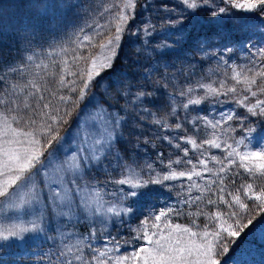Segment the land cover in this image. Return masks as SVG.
Instances as JSON below:
<instances>
[{
    "label": "rangeland",
    "instance_id": "rangeland-1",
    "mask_svg": "<svg viewBox=\"0 0 264 264\" xmlns=\"http://www.w3.org/2000/svg\"><path fill=\"white\" fill-rule=\"evenodd\" d=\"M34 1L35 3H38V0ZM147 1H156L155 4H159L160 2H169L173 4L181 3V0ZM86 2H88V7L91 6L95 11H97L98 16L95 17L93 14L83 15L79 13L76 8H81V5ZM125 2L126 0H45L47 7H53L57 9L58 12L54 13L49 11L47 10L48 8H40L36 10L35 12L38 15H42L44 19H47V21H36L35 26H33L32 24L34 20L30 18L28 14V12L33 9L30 5L26 3L23 4L22 0H0V20L3 15H9V19L0 21V32H4V35L0 37V42L2 47L13 48L14 46L12 43L14 42V38L10 35L9 29L11 31L18 30L22 34L29 35L28 29L35 28V30H38L39 34L35 36L36 38L31 37L26 39L22 46L30 47V49L31 47H34L32 52L42 50L45 57L49 58L50 54L54 56L57 52H59L60 47H67L65 42L67 40L72 41V36L78 37V41H84L83 38L85 34L92 31H100L101 28L110 30L104 34L98 42V45L106 44L107 39L115 34V27L119 22V15L123 12V14L129 16L130 18L128 22L123 25L124 31L121 33V40L117 45V53L124 40H129L133 46L137 45L136 47L148 46L149 42L153 41L154 37L157 36L156 32L150 28H145L143 33L139 30V28L137 31L134 30L130 32L127 29L129 21H140L131 19V15H133L135 8H125ZM134 2L137 3L135 0ZM137 4H141V2H138ZM135 7L138 6L135 4ZM137 9L139 11V8ZM60 12H63L65 15L71 14L68 22H63L64 17ZM232 12L233 16L229 17V19L235 20L237 17L242 19L245 22L243 30L229 33L228 29L219 28L217 26L215 31L219 34H214L212 30L213 26L209 25L207 22L209 19L213 18H211L210 15L205 16L200 11L198 12V18L201 19L200 22L205 27L204 34L200 36L201 41L196 43L195 46L190 43L188 45H184V47H216L215 49L218 50V54H220L219 51L227 53L226 61L223 63V65H225L224 71L219 75L220 83L218 93L223 92V94H225L224 92L228 88L226 84H233L235 81L239 80L243 72H246L244 74L245 77H249L250 73L260 67V64L264 61V55L260 54L261 50H264V20L252 13H245L236 9H232ZM205 14L208 13L205 12ZM170 15L175 17L177 12H172ZM220 19H225V17L222 16ZM179 20L180 19L177 21ZM28 24L31 25L27 26ZM80 28L84 29V31H79ZM172 28L173 26L171 29ZM22 34L18 36L20 40L24 37ZM210 41H212L213 44H208ZM141 42H144L143 46L141 45ZM115 43L116 42H114V44ZM161 44H168L171 45V47H176L172 39L160 42V45ZM158 50H161V48L151 47V51L154 53ZM11 53L16 54L17 52L11 51ZM108 55H111L110 48L100 47L99 51L94 52V54H91L87 58L86 68L91 62L90 58L102 59ZM116 58L117 55L114 57V60ZM178 61L180 62V60ZM40 62H43V60H40ZM155 62L157 66L167 68L166 64H161L163 63L162 60L155 58ZM174 63H176V60L171 61V65ZM80 65L81 63L78 66L75 65L74 69H78ZM66 67L70 69L73 68L71 64L66 65L64 68ZM15 68L16 60L12 56L3 66V70L7 74L6 77L11 79L13 77L11 73L15 71ZM25 68H30V66ZM131 69L135 70L136 67L133 65ZM151 71V67L146 68L142 81H139L138 83L127 78L122 72L112 74L108 80H103L101 76L97 77L96 81L97 79H100L101 88L106 92H110L108 91L110 83H115L112 89L119 93V96L117 97L116 95L115 97L120 100V103H104L101 100V96L97 92L91 93L87 91L85 99L81 103L80 107L77 108L79 110H77L70 123L68 132L63 135L65 139L61 142L62 147L58 152L59 158L63 159L65 152H69V154H71L69 150H75L76 148L81 147V141L85 138V136L91 135L95 137L102 133L103 120L98 115L99 108L101 106L109 107L110 111L119 112L120 109H125L129 102H132L136 105H140L141 110L148 111L146 110L145 105H147L150 101H158V98H155L151 91L153 92L155 89L157 90L160 87L170 91L171 89H166L160 86L159 81H157L158 83L153 86L147 85L146 81L149 79V73ZM124 72L128 74V70H124ZM206 74H211V72H204L203 77ZM162 77L165 80L171 81H174L175 77H179L182 79L179 80L180 84H182L184 80L187 81L183 75L178 76V71L175 69L169 71L168 73H163ZM197 79L196 83H198L200 78ZM244 79L245 78H243V80ZM157 80H159V78ZM130 85L132 87H130ZM190 85L192 88L193 86L191 83ZM246 86L249 87L247 84ZM208 88L209 87L206 89ZM27 91L28 93L33 94V89L29 90L27 87ZM140 91L150 92L151 95L145 96L142 99H136V95ZM242 92L244 93V91ZM212 94L213 92L209 90L206 92L205 97ZM31 96L32 95H28L23 98L24 102L26 100L28 102L26 105L24 103V109L26 106L33 103ZM52 98L53 96L51 97V100ZM201 99H203V97H201ZM225 100L227 101V99ZM244 101H247V99L245 97H240V102ZM170 102L172 104V101ZM185 104L186 103H184V105ZM172 106V109L174 108L175 110L183 109L186 111L189 109L188 107L175 108L176 106ZM129 111L130 113L135 111L133 105ZM230 113H228V111H220L217 115L218 123L228 120L229 116L232 115ZM197 116L205 118V116L202 115ZM5 121H7V123L12 127L19 129L12 119L9 117L7 118L4 114L0 113V146L4 145L6 139L11 138L10 136L6 137L4 135ZM227 129L228 128H226L225 125L221 124L219 127H215L213 133L211 132L213 136L211 135L212 139L210 138V141L219 144V148L209 146L210 144L207 142H201L194 136L191 138V141L195 142V144L191 143L194 148L193 156L196 159V166L192 172V178L198 181V184L195 186L197 194H193L191 190L188 189V186L191 184L190 180L192 179H189L190 176L187 172H185V179L187 182L185 190H188V193L183 191L179 194L178 198H169L168 195H174V191L172 187L168 185L160 186L158 189L159 192H153V194H146V192L137 189L138 195L136 197H131L124 201L125 206L132 208V212L127 215H122L120 218L111 217L104 223L101 222L100 218H95V223H93L94 218L91 217L90 213L86 214L83 211L77 213L76 204H79L80 202L81 190L85 189V185H88L90 190L94 191L96 188H99L105 194H112L105 195V199L112 200L114 199V196L119 195L121 187H123L125 191L130 190L127 185L121 186L113 181L123 179L126 175L133 180L141 179L138 174V170L134 167V165L130 164L128 160H124V167H119L117 170V162L114 158V154L108 155L107 159L100 167H93L92 169L87 170L82 179H80V174L78 173L77 180L79 183V189L71 183L67 185V189L70 190V198L74 201L72 204L70 220L56 214L61 211L66 212L67 206L58 207L55 209V212L49 208L44 212V220L41 223L37 219L41 215V212L37 211L36 207L21 204L19 207L12 208L9 206V202L13 199L11 195L7 199L0 198V232H3L6 235V229L11 227L13 224L31 229L33 221L41 223V227L44 229L43 231L37 230L24 233L23 238H9L8 240L0 239V264H53L54 262H56L54 264H58L56 257L61 251L66 252L65 245H75L77 240L84 239L85 237H89V239L84 242L86 244H91V246L97 250V254L99 251L111 249V251L107 252V256L104 259L106 264H114L117 257L131 256L133 252L139 251L141 247L151 246L148 245L147 241L143 238L145 232H147L153 239L159 238V235H153L154 233L167 235L170 229L165 227L166 224L172 225L173 227L175 225H180L181 228H189L193 232L197 233H202L205 230H213L217 225L215 214H220L227 220L226 214L223 212L224 209L220 210L218 200H216V203H208L209 200L214 198V193H212V190L214 191L213 187L215 186L218 188V191H220L221 188L224 189L223 192L220 191V195L222 193L227 194L229 190L231 192H235L239 188L237 186L235 189L232 188V186L237 184L240 180L239 175L241 173H248L249 175L260 174V171L255 169L251 173L247 172L240 166L241 161L239 160V157L235 154L229 156V152L233 151V149L235 152H239L241 154L251 151H264V136H262L260 132L255 134L248 133L228 142L225 137ZM260 129H264V127ZM199 135L201 136V134ZM89 143L91 144V141ZM208 147H210V149H208ZM146 152L150 153V156L153 154L154 148L150 146V149L148 148ZM201 161H203V163H201ZM256 163H259V161H256ZM221 168H223L224 171H221ZM128 169L131 171H126ZM197 172L199 175L195 174ZM221 173L224 174L221 175ZM3 179L4 177H0V180ZM34 179L35 182L38 183L40 180L45 179V177L40 175ZM69 181H71V176H69ZM44 193H46L47 196L50 195L47 188H44ZM147 195L151 197V201H153V199H158L157 203L159 206L154 208L151 206L152 204L148 207L141 205V203L146 204L149 202V200L146 199V197H148ZM90 199H93V197H90ZM231 200L232 196H229L227 203ZM247 200L245 202H247ZM249 202L250 206L255 205L256 203L250 200ZM44 203H47V200H45ZM137 203H139L143 209H138L136 207ZM195 203L199 205L200 209H196ZM132 204L134 205L132 206ZM40 207H43V205ZM161 212H164L165 215L157 221L155 217L160 215ZM77 217H79V219H77ZM228 222L232 223L230 220ZM247 222L245 224H247ZM153 224H158L159 228L153 227ZM82 226L85 227L86 232H81ZM248 227L251 229L247 232V235L242 238L244 240L243 244L238 248V244H236L237 246L235 245V247L231 244L228 246L229 251L227 253H222L218 257L222 261V264H264V219L255 221V224H251ZM93 231H95V239H91L90 237V233ZM32 232H37V234L35 235ZM42 232H44L50 239L52 238L56 240V242L53 243L57 250L54 251V254L53 251H49V253L46 251L48 244L51 245L49 243L50 239L48 240V238H43ZM31 233L33 235H31ZM176 235H181V233H176ZM106 237L109 239L115 238L116 243L107 242ZM17 245H19L20 248L17 247ZM48 248H50V246H48ZM236 248L237 250L235 251ZM73 251H75V249H73ZM84 251L88 259H91V256L88 254V249L85 248ZM108 257H111V262H108ZM62 259H71V254H67L65 257H62ZM73 264H79V262L73 261ZM126 264H137V262L132 260L126 262Z\"/></svg>",
    "mask_w": 264,
    "mask_h": 264
},
{
    "label": "trees",
    "instance_id": "trees-1",
    "mask_svg": "<svg viewBox=\"0 0 264 264\" xmlns=\"http://www.w3.org/2000/svg\"><path fill=\"white\" fill-rule=\"evenodd\" d=\"M87 3L88 2L83 3L81 8H76L79 13L83 15L93 14L95 17L98 16L97 11L91 6L88 7ZM30 6L33 8L31 13H29V17L34 20L33 26H35L36 21H47L42 15H38L35 12L38 8H48L47 10L49 11L54 13L58 12L57 9L47 7L45 4H34ZM181 8L182 7H180V9ZM171 11H176V8L172 7L169 11H165L164 7L160 6L157 22L161 20V22L169 28H171L173 24L176 25V21L169 16ZM147 12L148 9L145 10V8H142V13L148 14ZM60 13L64 17L65 14L63 12ZM139 13L140 12L135 9L133 15H131L132 20L136 19L140 21L135 23H141V21L146 18L144 16L143 18L137 16ZM148 16L150 17V15ZM70 17L71 14L66 15V17L63 18V22H68ZM191 18L192 15L190 14L189 20ZM6 19H9V15H3L0 21ZM30 25L28 24L27 26ZM186 26L188 28L193 27L189 23ZM179 30H181V32L184 31L183 27L179 25V27L176 26L171 32L178 34ZM79 31H84V29L80 28ZM108 31L110 30L101 28L100 31L89 32L84 35V41H78V37L72 36V41L67 40L65 42L67 47H60V51L54 56L50 54L49 58H46L42 50L32 52L34 47L30 49V47L22 46L26 39L31 37L36 38L35 36L39 34L38 30L29 28V35H26L18 30L11 31L9 29L10 35L14 38V42L12 43L14 47H2L0 42V102H2L0 103V111L11 118L19 129L31 131L33 128H37L44 123H51L48 117L56 115L58 110L59 114L64 119L59 125H54V127L56 128V132L62 135L63 132L70 127L75 113L79 110L77 108L80 107L83 102L78 101V97L80 95L79 89L83 87L81 77L86 68L87 58L91 54H94V52L99 51V39ZM21 34L24 36L22 40L18 37ZM2 35H4V32H0V37H2ZM194 50H196L194 47H170V49L161 48V50L154 53L151 51V47H133L128 43L125 47H120L112 68L109 70L107 69V74L103 77V80H108L112 75L111 73L117 72L122 68L126 71L128 70V74L125 73L127 78L138 83L142 81L145 69L151 67L152 71L149 73V79L146 81L147 85L153 86L159 81L160 86L171 89L167 91L160 87L153 92L151 91L152 95L158 98V101H150L145 105L148 111L141 110L140 105H136L132 102H129L125 109H120L119 113L125 118V121L121 131H119L115 145H119L121 151L115 153V145L113 151L114 157L117 159L119 165L124 163V159L129 160L130 163L140 168V174L144 177V180H160L158 184H149L148 188L153 190L160 185L171 186L176 195L175 198H178L179 194L183 191L188 193V190H185L187 186L185 175L182 177L178 175L176 179L170 180H164L163 177L173 172L177 174L180 172H187L190 158L195 162L193 156L194 148L189 142L192 136L201 142L210 141L211 135L213 136L211 132L213 133L215 127H219L223 124L228 128L225 137L228 142H230L231 140L248 134L249 128L255 127L259 131L260 128L264 127V118H260L259 116L253 117L249 112V108H253L254 111L259 112V108H256L255 105L257 100L264 101V93L258 90L257 85L249 86L251 91H244L247 87L243 80L246 72H243L240 79L233 84H226L228 88L224 92L225 94H223V92L218 93L220 77L216 72L218 70H220V73L224 71L225 65H223V63L226 61L227 53L219 51L220 54H218V51L215 52L214 49H212V52L215 54L214 57H212L213 55L210 53L204 55L202 49H199L195 54ZM11 51L17 53L12 54ZM12 56L16 60V68L15 71L11 73L13 77L9 79L6 77L7 74L3 70V66ZM29 57H31V59H29ZM155 58L162 60L163 63L161 64H166L167 68L157 66ZM215 58H219L217 62H213ZM40 60H43V62H40ZM172 60H176V63L171 65ZM188 60L190 61L187 63ZM80 63V69H74V66H78ZM69 64H71L73 68H64ZM133 65L136 67L135 70L131 69ZM29 66L30 68H25ZM173 69L178 71V76L183 75L187 81L184 80V82L180 84L179 80L182 79L179 77H175L174 81L163 79L162 74L165 72L168 73ZM208 69L211 71V74H209L210 76L208 74L204 75L202 78L204 82L195 85L197 78L208 71ZM259 72H264V61L260 64V67L250 73L249 77L251 78ZM158 78L159 80H157ZM256 79L259 84L262 78L257 76ZM190 83L193 86L192 88ZM114 84V82H111L108 88L110 92H106L101 88L100 81L95 80L87 91L91 93L97 92L105 102L120 103L119 99H114L117 95V92L112 89ZM27 87L29 90L33 89V94L28 93ZM130 87L132 86L130 85ZM207 87L209 88L206 89ZM230 87L235 89V91H229V89H231ZM72 89H75V91H72ZM147 89L149 90L148 87ZM210 89H215V92L205 97L206 92ZM242 91H244V93ZM252 92H256V96H253ZM28 95H32L31 100L33 103H31V105L29 104L24 109V103L26 105L28 102L27 100L24 102L23 98ZM52 96L53 98L51 100ZM61 97L70 99L65 102L61 100ZM201 97H203V99L199 104H195L186 111L183 109H176L173 111L174 108L172 109V105L176 106L175 108L181 107L188 98L198 100ZM240 97H245L247 101L240 102ZM225 99H227V101ZM170 101H172V104ZM132 105L135 111L130 113L129 109ZM185 105H187V103ZM185 105L183 107H185ZM220 111L231 112L230 114L232 115L229 117H232V119L218 123L217 115ZM65 113H70V115H65ZM198 114L202 116L210 115L211 117H208V120H204L200 117L197 118ZM14 117L15 119H13ZM33 120L36 122L35 124L31 123ZM177 123L181 124V128L177 129L175 127ZM244 125H246V127ZM199 134H201V136ZM177 145H179V147H177ZM150 146L154 148V152L149 156L150 153L146 152V150L148 148L150 149ZM208 149H210V147H208ZM223 174L224 173H221V175ZM189 176L192 180H190L191 184L188 186V189L191 190L193 194H197L195 186L198 184V181L193 179L191 175ZM239 176L240 180L237 184L232 186V188L236 189L237 186L239 188L242 184L246 185L252 183L253 189L258 190L260 186L264 185V175L241 173ZM213 189L214 191L212 190V193H214V198H212V201L218 200L220 210L224 209L223 212L228 219L227 214L233 211V207H229L227 201L229 196H232L230 193L235 194L237 190L235 192L229 190L227 194L222 193L220 195L218 188L214 186ZM44 196L47 197L46 193H44ZM221 196L224 197V201L222 202H220ZM245 198L244 202L247 200ZM245 203L250 205L249 200ZM195 206L196 209H200L198 204L195 203ZM237 211H240L242 217L241 228H243V225L249 219H252V224H255V221L264 217V213L259 212L255 205H252L248 212L239 209H237ZM231 221L232 220H230V222ZM250 229V227L246 229L243 228L238 237H225L224 244L227 246L233 244V247H235L236 244L239 245L241 239L247 235Z\"/></svg>",
    "mask_w": 264,
    "mask_h": 264
},
{
    "label": "snow or ice",
    "instance_id": "snow-or-ice-1",
    "mask_svg": "<svg viewBox=\"0 0 264 264\" xmlns=\"http://www.w3.org/2000/svg\"><path fill=\"white\" fill-rule=\"evenodd\" d=\"M181 2L187 10L193 13L189 21L196 19V14L200 11L208 13L213 19H209L207 22L213 26L212 30L217 35L219 34L215 31L217 26L228 29L229 33L243 30L245 22L242 19L238 17L235 20L229 19V17L233 16L232 9L255 14L264 20V0H218V2L217 0H181ZM125 8H135L134 0H126ZM222 16L225 19H220ZM129 18V16L121 12L119 22L115 27V34L107 39L106 44L100 45L101 48L109 47L111 55L102 59L90 58L91 62L81 77L83 87L79 89L78 101L85 99L87 90L93 85L96 78L101 76L104 70L112 68L114 57L117 55V45L121 40V33L124 31L123 25L128 22ZM176 23L180 22L177 21ZM190 35L191 33H189V37ZM114 42L116 43L114 44ZM179 42L177 41V43ZM158 47L170 48L171 45L161 44ZM260 54L264 55V50H261ZM257 76L262 78L259 84L256 79ZM244 82L249 86L257 85L258 90L264 93V72L256 73L251 78L245 77ZM72 91H75V89H72ZM210 91L215 92V89H210ZM229 91H235V89H229ZM244 91H251V88L246 87ZM150 95V92L140 91L137 93L136 99H142ZM252 95L256 96V92H252ZM118 96L119 93H117ZM117 97H114V99ZM68 99L70 98L61 97V100L65 102ZM188 103L199 104L200 100H189ZM187 106L185 105V107ZM255 107L259 108V112L249 108L251 115L264 118V101L257 100ZM65 115H70V113H65ZM98 115L103 120L102 133L95 137L91 135L85 136L81 141V147L69 150L71 154L65 152L63 159L59 158L58 152L65 137L59 135L54 127V125H59L64 119L58 110L56 115L48 117L51 123H44L31 131L19 130L5 121L4 135L11 138L6 139L4 145L0 146V177H4L3 180H0V198L7 199L11 195L13 199L9 202V206L12 208L19 207L21 204L36 207V210L41 212V215L37 218L41 223L44 220V212L49 208L55 212L56 208L67 206L66 212L61 211L56 214L70 220L74 201L70 198V190L67 189V185L71 183L79 189L77 174L79 173L80 179H82L87 170L93 167H100L108 155L114 154L116 133L121 131L125 120L118 111H110L109 107L104 106L99 108ZM229 119H232V117H229ZM31 123L35 124L36 122L33 120ZM244 126L246 127V125ZM175 127L179 129L181 124L177 123ZM257 131L255 127L248 129L250 134H255ZM259 132L264 136V129H260ZM90 141L91 144L89 143ZM189 142L195 144L194 141ZM207 143L216 148L220 147L219 144L213 141H207ZM120 151L119 145H115V153ZM233 154L239 157L240 166L247 172L251 173L255 169L259 170L261 175H264V151H251L241 154L233 149V151L229 152V156ZM256 161H259V163H256ZM126 171L130 172L131 170L128 169ZM221 171H224V169L221 168ZM195 174L199 175L198 172ZM40 175L47 177V179L36 183L34 178ZM178 175L182 177L185 173L180 172L177 174L173 172L170 175H165L163 179H176ZM69 176H71V181H69ZM113 182L121 186L127 185L130 190L125 191L121 187L119 195L109 200L105 199V195L112 194H105L99 188L93 191L88 188V185H85V189L81 190L80 202L76 204L77 213L82 211L86 214L90 213L91 217L94 218L93 223H95V218H100L102 223L111 217L120 218L122 215L132 212L131 207L125 206V200L136 197L138 195L137 189L147 187L149 184H158L160 180H133L126 175L123 179ZM44 188H47L50 192L47 197L44 196ZM220 191L223 192L224 189L221 188ZM230 195H232V200L228 203L229 207H233V211L227 214V220L220 214H215L217 225L213 230L197 233L189 228H181L180 225L173 227L166 224L165 227L170 229L167 235L154 233L153 235H159V238L153 239L145 232L143 238L151 246L141 247L139 251L133 252L131 256L117 257L114 264H126V262L132 260L136 261L137 264H222L218 257L222 253L229 251L228 246L223 244L225 237H238L243 228H247L253 223V220L249 219L247 224L243 225V228L240 226L242 217L237 209L248 212L251 208L249 204L244 202V198L246 197L248 200L256 202L255 207L259 212L264 213V185L260 186L258 190H254L252 183L242 184L235 194L230 193ZM90 197H93V199H90ZM45 200H47V203H44ZM222 201H224L223 196L220 197V202ZM208 203L212 204L216 203V201L209 200ZM41 205L43 207H40ZM164 215L165 213L161 212L155 219L159 221ZM229 220H232L233 223H229ZM41 223L33 221L31 229L13 224L6 229V235L0 232V239L23 238L24 233L37 230L43 231ZM153 227L159 228V225L153 224ZM176 233H181V235H176ZM90 237L91 239L96 238L95 231L90 233ZM87 239L89 237L77 240L75 245H65L66 252L61 251L56 257L58 264H73V261H77L79 264H106L104 258L111 249L99 251L97 254V250L91 244L84 242ZM106 241L116 243L115 238L109 239L106 237ZM85 248L88 249L91 259L87 258L84 251ZM69 253L71 254V259H62ZM107 260L111 262V257H108Z\"/></svg>",
    "mask_w": 264,
    "mask_h": 264
}]
</instances>
